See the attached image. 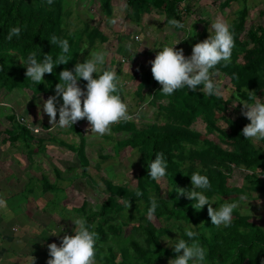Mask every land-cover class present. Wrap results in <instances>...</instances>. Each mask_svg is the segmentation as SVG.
<instances>
[{
    "label": "rangeland",
    "instance_id": "374dc122",
    "mask_svg": "<svg viewBox=\"0 0 264 264\" xmlns=\"http://www.w3.org/2000/svg\"><path fill=\"white\" fill-rule=\"evenodd\" d=\"M222 1L184 0L178 11L185 27L177 29L166 22L165 16L157 10L145 14L141 21H135L130 17L127 0H111V14L104 11L98 0H63L67 14L64 26L74 31L88 25L105 35V42L97 40L90 49V43L82 42L79 61L85 55L89 57L92 51L106 52V64L120 77L124 101L131 117L127 121L137 129L144 130L163 124L164 118L149 103V97L145 100L137 97L139 80H134L133 76L136 70H151L150 61L160 51L159 47L178 42L174 47L183 49L185 56H189L193 45L210 35L208 29L216 17H223L231 25L243 8L248 9L244 36L249 28L264 26V0H236L226 8L220 5ZM129 42L135 47L134 55L128 54ZM14 59L16 64L26 69L18 55ZM213 79L228 102L231 117L243 129L250 123L241 111V101L245 100L222 73H216ZM80 85L84 87L85 84ZM46 99L43 95L34 96L28 90L8 92L0 88V199L6 201L7 211L12 216L16 213L14 221L8 219L3 216L5 207L0 206V258L6 259V264H47V245L52 242L59 245L65 234H74L76 226L72 219L83 216L78 209L85 205L87 210L98 211L108 197L105 182L133 190L141 170V152L120 144L129 137L128 132L117 130L116 125L121 120L114 122L111 132L103 136L91 132L86 118L73 124L78 131L71 127L61 128L52 124L48 114L43 112L42 105ZM161 102L166 103L164 100ZM17 125V129L24 127L29 131L31 145H26L22 138L13 142L9 139L8 133L14 132ZM219 126L225 127L221 123ZM191 129L208 135V138L220 144L214 133L208 134L200 120L193 123ZM251 140L255 151L264 161V139ZM81 146L88 162L87 176H83L78 156ZM35 147H38V152L34 150ZM255 173L259 180H264V171L256 170ZM248 174L253 173L235 169L227 182L230 188L245 190L249 200L248 203L242 201L234 212L253 218L264 229V195L255 191L252 180L246 178ZM43 179L58 191L45 192ZM157 184L159 189L155 196L166 197L170 190L166 178L157 180ZM112 200L124 207L116 224L125 226L120 237L101 243L100 250L104 253L111 250L121 261L124 260L121 252L129 247V242L137 241L144 246V236L137 227V224H142L138 220L140 215L132 206L119 196ZM138 204L144 212L143 203L139 201ZM219 204L222 203L215 201L213 207ZM22 219L26 222V232L30 231L31 235L23 233L22 226L16 223ZM6 221L8 224L3 227ZM150 221L157 229L162 246L170 251H173V246L168 242L172 243V239L182 234L180 228H196L183 221L156 217ZM52 229L60 231L58 234L50 233ZM173 230H178L179 234ZM11 245H15L14 248ZM170 259L166 256L162 264H169Z\"/></svg>",
    "mask_w": 264,
    "mask_h": 264
},
{
    "label": "trees",
    "instance_id": "16d2710c",
    "mask_svg": "<svg viewBox=\"0 0 264 264\" xmlns=\"http://www.w3.org/2000/svg\"><path fill=\"white\" fill-rule=\"evenodd\" d=\"M104 11L111 14V0H98ZM184 0H127L130 17L141 21L145 14L154 10L165 16L168 22L171 18L183 21L178 9ZM236 0H223L220 4L226 8ZM37 3V5H36ZM248 9L243 8L231 24L234 32L235 45L230 63L221 62L213 69V75H225L235 90L245 101H251L255 94L264 99V26L249 28L245 34ZM67 17L63 0H0V88L12 92L28 90L34 96L43 95L48 98L55 94V85L59 83V73L65 68L73 69L79 61L82 42L90 43V49L97 40L105 42L106 37L98 30H92L88 25L69 31L64 26ZM21 27L20 35L7 38L11 27ZM52 35L67 39L70 43L69 61L54 68V72L45 73L41 83L33 82L26 77V69L15 63L18 55L23 61L29 52L36 51L39 57L44 53L57 56L60 48L51 44ZM244 37V38H243ZM110 70L108 64L104 65ZM218 69V72L216 71ZM134 80H139L137 97L145 100L149 97L150 104L164 118L161 125H152L149 129L140 130L127 120H121L116 126L118 131L129 133V137L120 144L141 152V170L133 190L117 187L105 182L107 198L98 211H90L86 206L79 210L94 226L97 232L96 264H162L166 256L174 258V251L165 249L157 235V229L145 217L150 206V198L158 191L157 180L148 176L147 163L155 158L157 152H163L168 160L165 176L170 190L166 197L156 196L159 206L155 217L167 221H183L196 226V237L205 247L207 264H264V229L253 218L233 213L230 226L212 224L208 214V206L197 210L193 200L186 194H181L174 188L192 187L191 173L199 171L209 176L211 188L206 191L216 202L225 203L237 201L242 188H230L228 180L235 169L252 172L246 178L257 192L264 195V180H259L256 170L264 171V161L254 149L251 139H246L237 121L231 117L227 100L223 95H208L206 92L188 89H177L173 94L166 95L161 91L162 85L154 79L151 70L134 72ZM80 84H86L81 78ZM202 87V86H201ZM124 100L123 92L119 93ZM166 101L162 104L161 101ZM62 102V100H61ZM200 120L204 123L208 134L216 135L220 144L208 138V135L191 129L193 123ZM221 123L224 128L219 126ZM8 133L11 141L22 138L26 145L32 143V138L26 128ZM74 131H78L71 126ZM188 148V152L186 149ZM83 176H87V159L84 148L78 150ZM139 189L143 195L137 196ZM173 189V190H172ZM45 192H56L58 189L43 179ZM119 196L139 214L137 224L144 236V246L137 241L129 242V247L121 252L124 260H117L115 254L108 250H100L101 243L110 238H118L125 225H117V217L123 211L122 205L114 203L112 198ZM145 206L141 211L140 204ZM214 201V202H215ZM213 202V203H214ZM182 236L183 229L180 228ZM187 239L186 236H184ZM49 255V252H48Z\"/></svg>",
    "mask_w": 264,
    "mask_h": 264
},
{
    "label": "clouds",
    "instance_id": "9594fccd",
    "mask_svg": "<svg viewBox=\"0 0 264 264\" xmlns=\"http://www.w3.org/2000/svg\"><path fill=\"white\" fill-rule=\"evenodd\" d=\"M47 2L51 4L53 0ZM168 23L177 29L185 27L184 23L176 18L169 19ZM208 31L210 35L195 43L189 56H185L183 49L174 47L178 42L159 47L160 51L156 53L150 64L153 77L162 85L161 91L164 94L171 95L177 89L184 87L199 89L208 95L222 94L221 88L213 79L212 70L221 62L230 63L235 45L234 32L230 23L219 16L213 20ZM20 33L21 27H11L7 38L11 40ZM50 42L60 48L61 51L57 56L44 53L39 57L36 51H31L23 61L21 60L26 65V77L33 82H43L45 73H52L57 65L69 61V41L52 35ZM127 49L129 55H134L136 52L131 42L127 44ZM105 64L106 52L98 50L92 51L83 62L76 63L73 69L65 68L60 71L55 94L44 100L42 105L43 112L48 114L52 124L61 128L71 127L78 120L86 118L91 132L103 136L111 132V125L114 122L131 118L128 105L119 94L122 87L120 77L115 70L103 67ZM216 71L218 72V69ZM81 78L86 81L84 87L79 83ZM241 102L242 114L250 120V123L242 129L243 135L246 139H264V99L258 98L255 94L251 101ZM147 169L148 176L153 180L165 177L168 169L165 154L157 152L155 158L148 161ZM190 179L191 188L176 186L174 189L191 198L197 210L207 205L208 214L214 225L230 226L234 210L242 201L247 203L249 201L247 194L241 193L239 200L225 202L214 208V198L206 194L211 188L209 176L195 171L191 173ZM136 195L142 196L143 193L137 189ZM0 206H6V201L0 199ZM158 206L157 197L152 196L146 213L149 220L154 219ZM72 220L76 226L73 230L74 234H65L61 237L59 245L56 242L47 245L49 250L47 264H94L98 234L86 217L80 216ZM59 231L52 229L50 233L58 234ZM173 231L179 234L178 230ZM183 233V236L179 234L172 239V243L166 240L177 254L170 259L169 264H207L206 249L196 238L198 233L190 227H185Z\"/></svg>",
    "mask_w": 264,
    "mask_h": 264
},
{
    "label": "crops",
    "instance_id": "0c3cea01",
    "mask_svg": "<svg viewBox=\"0 0 264 264\" xmlns=\"http://www.w3.org/2000/svg\"><path fill=\"white\" fill-rule=\"evenodd\" d=\"M9 139H10V138H9ZM10 143H11V141H10ZM30 145H31V144H30ZM37 148H38V147H35L34 150L36 149V151L38 152ZM1 199H3V198H1ZM6 206H7V205H6ZM6 206H2V207H5L4 210L6 211V212L3 213V216L8 217V219H11V220H13V218L15 219V218H16V217H15V216H16V213L14 212V213H13V216H12L11 212H10V211H7ZM13 221H14V220H13ZM16 223H18V224H20V225L22 226V232L25 233V232H26V229H25V228H26V226H25V225H26V222L22 219L21 221L16 222ZM7 224H8V223H7V221H6V223L3 224V227L6 226ZM14 224H15V223H14ZM6 229H7V228H6ZM14 230H15V229H14ZM27 230H28V228H27ZM27 232H28V234L31 235L30 231H27ZM27 232H26V234H27ZM30 235H29V236H30ZM13 246H15V245H11L12 248H14ZM0 262H1V263L3 262L4 264L7 263V262H6V259L4 260V258H2V259L0 258Z\"/></svg>",
    "mask_w": 264,
    "mask_h": 264
}]
</instances>
